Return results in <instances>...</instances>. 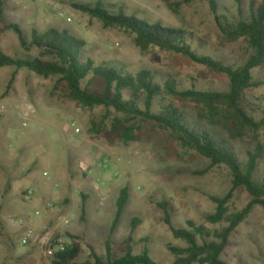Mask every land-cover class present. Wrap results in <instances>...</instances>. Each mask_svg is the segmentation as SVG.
Segmentation results:
<instances>
[{"label":"rangeland","instance_id":"1","mask_svg":"<svg viewBox=\"0 0 264 264\" xmlns=\"http://www.w3.org/2000/svg\"><path fill=\"white\" fill-rule=\"evenodd\" d=\"M95 1L185 30L193 35L197 53L213 56L235 69L251 56L244 39L228 42L224 38L207 0H0V4L5 24H17L27 34L32 29L43 32L55 28L82 39L83 60L110 61L132 73L150 70L159 84L173 76L182 89L194 86L202 91L228 92L227 76L155 47L144 51L133 35L105 28L73 6ZM239 7L248 15L249 0H242L241 5L221 0L220 14L232 20ZM0 50L10 56L23 55L14 31L1 22ZM252 76L263 85L247 90L242 105L260 122L264 116V67L253 70ZM84 86L89 91L103 90L100 81L88 80ZM123 95L127 99L130 92L125 90ZM172 101L194 127L224 139L242 163L247 162L257 140L264 142V128L233 139L222 128L201 119L194 103ZM92 121L99 132H88ZM133 126L127 137L118 134V130ZM209 165L207 159L181 146L171 132L149 123L129 122L113 109H89L70 100L65 83L57 78L0 68V264H26V257L34 253L39 264H53L45 252L54 241L62 239L69 244L71 238L80 244V263L93 262L91 250L107 262V247L111 259L121 258L134 218L140 225L134 231L130 253L138 256L146 250L156 264H172L174 257L166 246L184 247L185 243L173 238L163 222V211L154 202L168 203L175 228H183L187 220L208 230L218 228L205 221L216 210L209 196L224 197L232 177L224 166L198 175ZM254 178L264 180V158L258 160ZM123 188L128 189V203L111 233ZM27 191L31 192L29 200L24 198ZM250 200L245 189H238L228 212L241 211ZM28 235L29 244L23 246L21 242ZM140 239L146 242L140 243ZM231 240L233 244L222 256L227 264H264V209L255 207Z\"/></svg>","mask_w":264,"mask_h":264},{"label":"trees","instance_id":"2","mask_svg":"<svg viewBox=\"0 0 264 264\" xmlns=\"http://www.w3.org/2000/svg\"><path fill=\"white\" fill-rule=\"evenodd\" d=\"M235 1L238 5L242 4V0ZM207 2L224 38L228 42L241 39L247 42L252 53L243 66L235 69L213 56L197 53L193 49V35L180 28L151 22L135 14L128 15L122 8L103 1L75 3L73 6L100 21L105 28H117L133 35L137 46L144 51L155 47L181 55L214 73L227 76L228 92L202 91L194 86L182 89L173 76L159 84L156 82V74L150 70L132 73L110 61L97 62L92 58L83 60L85 42L82 39L76 38L67 30L55 28H48L43 32L32 29L27 34L17 24H5L0 4V22L6 29L14 31L23 51V55L18 57L0 50V68L13 67L16 70H27L44 79L57 78L65 83L69 99L85 108L113 109L127 117L129 122L149 123L175 134L181 146L209 161V167L198 175H205L220 166L230 171L232 183L228 193L222 198L209 196L210 201L216 205V210L207 215L205 221L210 225H219L216 229L208 230L191 220H187L183 228H175L168 212V203L154 202L163 211V222L173 238L185 243L184 247L170 244L166 246L174 257L172 264H227L222 256L233 244L232 236L255 207L264 209V180L260 182L254 178L258 160L264 158V142L257 140L253 151L248 152L247 162L242 163L224 139H220L214 132L194 127L172 101L194 103L201 119L210 126L222 128L233 139L242 138L247 131L255 133L264 128V116L260 122H256L242 105L247 90L263 85L254 81L252 72L264 67V0L259 4L249 0L248 15L244 16L239 7L238 16L232 20L220 14L221 0ZM88 80L100 81L103 90L89 91L84 86V82ZM125 90L130 92L127 99L123 95ZM96 127L97 124L92 121L88 132H99L95 130ZM133 128L134 126L125 128L123 132L118 130V134L127 137L132 134ZM238 189H245L251 200L241 211L228 212V204ZM128 196V189H121L116 201L117 210L111 233L117 227L128 203ZM83 199L86 200L87 197L84 196ZM82 217L84 218V207ZM139 225L138 219H132L131 234L123 242L126 253L121 258L111 259L110 249L107 247V262L101 261L91 250L93 262L80 263V244L77 239L71 238L69 244L65 243V251L54 255L53 264H156L149 258L146 250L138 256L130 253L133 234ZM139 242L145 243L146 239H140ZM55 243L56 241L51 246Z\"/></svg>","mask_w":264,"mask_h":264},{"label":"built area","instance_id":"3","mask_svg":"<svg viewBox=\"0 0 264 264\" xmlns=\"http://www.w3.org/2000/svg\"><path fill=\"white\" fill-rule=\"evenodd\" d=\"M72 126H74V124H72ZM79 131H80V129L79 128H76V132H79ZM30 195H31V192L30 191H27L26 194L24 195L25 200H29L30 199ZM30 237L31 236L28 235L25 239L22 240L21 244L23 246H26L27 244H29V238ZM37 241H38V239H37ZM65 247H66L65 242L62 239H59V240L56 241V243H55L54 246H50L49 247V249L45 252V255L48 258H53L54 255L57 252H63V251H65Z\"/></svg>","mask_w":264,"mask_h":264},{"label":"crops","instance_id":"4","mask_svg":"<svg viewBox=\"0 0 264 264\" xmlns=\"http://www.w3.org/2000/svg\"><path fill=\"white\" fill-rule=\"evenodd\" d=\"M25 260H26V264H39L38 259H37V254L35 253L27 256ZM45 264H48V263L45 262Z\"/></svg>","mask_w":264,"mask_h":264}]
</instances>
